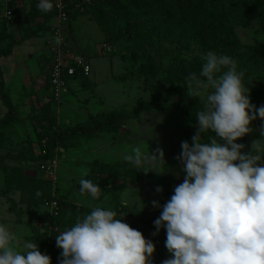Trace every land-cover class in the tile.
Wrapping results in <instances>:
<instances>
[{"label": "rangeland", "instance_id": "obj_1", "mask_svg": "<svg viewBox=\"0 0 264 264\" xmlns=\"http://www.w3.org/2000/svg\"><path fill=\"white\" fill-rule=\"evenodd\" d=\"M15 3L20 6L17 25L15 22L0 27V80L3 87L0 92V118L7 112L2 100V94H6L16 109L18 121L0 128V154H18L16 159L5 157L4 163L18 168L25 175L39 178L47 177L40 166L54 161L52 176L57 187L52 192L77 207L117 209L122 201H127L129 214L150 222L157 219L162 208H154L152 201L157 200L161 205L166 201L162 199V192L157 193L155 189L161 186L166 194H170L183 181L182 165L176 157L182 151L183 141L191 143L192 136L188 130L196 127V113L203 108L199 98L188 95V82L173 80L183 66L194 67V63L190 64L194 59L204 63V56L209 51L233 56L237 62H242L238 68L244 72L251 102L257 107L264 104V97H261L264 96V77L258 70L245 71L249 64L240 59L234 47L204 51L197 44L184 48L170 40H155L151 36L154 26L134 31L137 23L126 21L122 4L117 7L115 3L111 5L112 9L109 5L100 7L97 12L92 10L91 16L88 15L92 20L96 15V20L113 41L103 40L97 44L101 39L100 33L95 32L100 30L97 27L91 32L76 29L77 37L72 38L67 32V39L78 49L72 50L86 58L91 71L88 78L69 80L66 94L51 112L55 116L52 123L50 109L44 108L51 100L47 84L51 55L46 50L51 11H39L26 26L27 30L23 31L32 0H15ZM235 31L247 49L260 51L264 48L263 24L246 22L237 25ZM102 44L107 45L110 51L103 52ZM173 89L182 97L167 100L166 96ZM144 102H157L161 108H145ZM113 110L117 111L115 130L102 129L94 138H68L64 144H56L48 159L34 160L44 152L43 139H36V132L84 125L88 123V113L107 115ZM262 124L264 121L258 117L251 122L253 131L244 136L243 142L237 140V143L245 145L243 152L251 151L253 141L261 138ZM212 136L215 137V133ZM204 142L209 141L206 138ZM136 147L145 152L161 148L167 170L144 175L143 170L136 171L125 163L124 155ZM104 165L126 166L102 189L107 199L92 200L87 195L81 196L77 189L79 180H100L105 175L99 167ZM35 197L36 193L23 198L19 191L5 194L0 170V214L4 217L3 222L23 239L31 240L47 225L46 247H56L55 236L64 229L50 223L49 206L44 203L35 205L32 200ZM143 202V210L134 211L137 205L142 207ZM154 232L142 233L155 244L153 264H161L171 254L165 247L166 233L160 231L153 235Z\"/></svg>", "mask_w": 264, "mask_h": 264}, {"label": "clouds", "instance_id": "obj_2", "mask_svg": "<svg viewBox=\"0 0 264 264\" xmlns=\"http://www.w3.org/2000/svg\"><path fill=\"white\" fill-rule=\"evenodd\" d=\"M54 6L55 0L36 4L42 13ZM54 43H61L59 35ZM187 79L188 95L199 98L203 108L196 113L191 143L183 141L176 157L183 181L163 205L152 201L154 208H162L153 235L166 230L165 247L171 254L161 264H264V124L251 151L243 152L245 145L237 143L253 131L252 121L258 117L264 121V104L257 107L251 102L244 72L228 54L209 51L199 74L191 73ZM123 159L145 174L167 170L159 147L147 152L136 147ZM79 193L92 200L107 199L90 179L79 180ZM144 206L143 202L134 211ZM121 207L126 208L127 201ZM123 216L100 206L78 216L73 226L55 236L62 249L58 264H153L155 244L123 222ZM3 219L0 214V264H52L36 241L23 239Z\"/></svg>", "mask_w": 264, "mask_h": 264}, {"label": "trees", "instance_id": "obj_3", "mask_svg": "<svg viewBox=\"0 0 264 264\" xmlns=\"http://www.w3.org/2000/svg\"><path fill=\"white\" fill-rule=\"evenodd\" d=\"M92 5L89 10L84 13L79 11H73L69 14V20L78 15L87 14L91 16L92 10L97 12V8L111 6L116 3L119 7V3L122 4L123 17L126 21L133 20L137 23L134 31L147 30L151 26H154L151 36L158 41L170 40L178 43L184 48H188L191 44L199 45L204 51L215 50L223 47H234L239 54L240 59H244L249 64V69L258 70L264 77V48L260 51L247 49L238 39L235 31L237 25H243L246 22H258L264 25V0H92ZM37 0H32L30 11L25 16V25L22 26V30L26 31L27 25L39 12L36 7ZM11 8L14 11L15 19L12 25L15 24L18 13H20L19 5L12 0L10 3ZM112 9V6L111 8ZM108 9V10H109ZM111 10H109L110 13ZM53 14V10L50 15ZM49 15V16H50ZM19 16V15H18ZM95 23L101 28L105 42L113 41L112 38L106 35L104 27L95 19ZM8 26L6 23H1V26ZM17 25V22H16ZM135 27V26H134ZM194 63V67L183 66L180 68L179 74L173 77L174 81L188 82V76L191 73L199 74L203 65L202 61L194 59L190 64ZM242 62H238V66H241ZM148 70V69H147ZM65 74V73H64ZM66 76V74H65ZM88 78L83 74L76 72L70 77V79ZM172 81V80H171ZM2 82L0 80V92L2 91ZM262 89L264 86L262 85ZM173 97H182L180 92L172 90L166 99L170 100ZM264 97V96H261ZM6 94H2V100H4L7 112L0 118V128L7 126L11 123L18 121L16 116V109L11 102L8 101ZM145 108H161L157 102H144L142 103ZM56 102L50 100L44 105V108L50 109L51 122L54 123L55 116L51 113L56 107ZM46 106V107H45ZM117 111L113 110L107 115L105 114H91L88 113L87 124L77 126H67L57 130H43L36 132V139L44 140V153L40 156L34 157V160H46L50 157L54 147L57 143L64 144V140L68 138H76L86 136L88 138L96 137V134L102 129L111 128L116 129L115 119ZM46 117V116H45ZM189 133L193 136L196 132V127L189 128ZM244 137L238 138L239 142H243ZM2 138L0 136V150H1ZM16 159L18 154H0V170L3 174V187L5 194L13 191H19L23 198L26 195L33 196L37 191L40 192V196L32 198L35 205H41L44 201H50L56 199L57 212L55 215H51L50 223L61 229H67L73 226L78 216H83L85 213L91 211L92 207L81 206L77 207L75 204L63 199L62 196H52L53 186L52 182L47 178L33 177L25 175L21 170L15 167H11L4 163V158ZM27 157V156H25ZM29 158V157H28ZM124 165L109 166L104 165L99 167L103 176L100 180L94 182L98 183L101 189L110 182L117 174L122 172ZM148 175V174H144ZM145 177V176H144ZM79 190V188H77ZM166 194L165 190L162 191V199L167 202L171 195ZM29 205V204H28ZM128 212L124 207H118ZM162 211V210H161ZM161 211L157 214L159 217ZM133 218V215L129 214ZM143 219V218H141ZM47 234V225L42 232H38L33 241H36L39 245V249L42 253H46L51 256L52 264H58V257L62 249L56 247H46L45 236Z\"/></svg>", "mask_w": 264, "mask_h": 264}, {"label": "built area", "instance_id": "obj_4", "mask_svg": "<svg viewBox=\"0 0 264 264\" xmlns=\"http://www.w3.org/2000/svg\"><path fill=\"white\" fill-rule=\"evenodd\" d=\"M11 1L12 0H0V24L6 23L10 25L15 19L14 11L10 6ZM92 2V0H55L56 6L52 9L54 23L50 26V33L46 42V48L51 55L47 82L50 92L49 97L51 100H54L56 104H59L60 100L66 94L68 82L69 80H72L70 79L72 75L76 72L85 76L90 75L91 67L89 63L82 54L72 51L66 35L70 23L69 14L73 11L84 13L90 9ZM57 35H59L61 40V43L58 45L54 43ZM102 49L103 52L110 51V48L105 44H102ZM42 142L44 143V140ZM40 168L42 172L47 175L46 178L49 179L54 186L56 181L55 177L52 176L54 172V161L49 164L44 163L40 166ZM52 196L55 197L53 192ZM44 204L49 206L51 215L56 214L57 202L55 198L50 201H45ZM118 212L124 214L123 222L128 223L132 228L141 232L156 231L154 221L150 222L149 220L141 218H133L128 212L121 208H119ZM160 231L166 233V230L163 228Z\"/></svg>", "mask_w": 264, "mask_h": 264}, {"label": "crops", "instance_id": "obj_5", "mask_svg": "<svg viewBox=\"0 0 264 264\" xmlns=\"http://www.w3.org/2000/svg\"><path fill=\"white\" fill-rule=\"evenodd\" d=\"M19 5V4H18ZM54 23V19H53V16L52 14L49 16V23H48V32H47V37H49V32H50V26L51 24ZM95 25V26H94ZM68 33H69V38L71 37H77L76 35V29H80V30H84V31H88V32H91V31H95L96 28L94 27H97L98 29L100 30H96L95 32H99L101 35V39L98 41L99 43L97 44H100L103 42L104 40V35H103V32L101 30V28L97 25V23H95L94 20L90 19V17L86 14H83V15H78L76 17H73L71 20H70V23H69V26H68ZM95 32H92V33H95ZM90 34V33H89ZM68 38V39H69ZM68 43L69 45L71 46V49H73L74 51L77 49L76 47H74V45L68 40ZM95 49L97 50V47L95 46ZM47 50V48H46ZM72 50V51H73ZM78 50V49H77ZM73 51V52H74ZM84 53L87 54L86 51H83ZM49 65H50V61H49Z\"/></svg>", "mask_w": 264, "mask_h": 264}]
</instances>
